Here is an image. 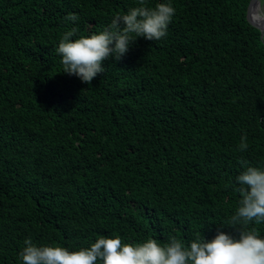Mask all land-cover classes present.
I'll list each match as a JSON object with an SVG mask.
<instances>
[{"label": "trees", "instance_id": "1", "mask_svg": "<svg viewBox=\"0 0 264 264\" xmlns=\"http://www.w3.org/2000/svg\"><path fill=\"white\" fill-rule=\"evenodd\" d=\"M171 3L165 38L85 84L63 71V34H99L138 0H0V264H23L26 239L238 238L241 161L264 171V34L252 0Z\"/></svg>", "mask_w": 264, "mask_h": 264}, {"label": "clouds", "instance_id": "2", "mask_svg": "<svg viewBox=\"0 0 264 264\" xmlns=\"http://www.w3.org/2000/svg\"><path fill=\"white\" fill-rule=\"evenodd\" d=\"M176 9L171 0L147 5V0H138V6L127 14H117L111 23L99 34L81 36L73 40L74 27L63 34L56 48L62 56L61 64L65 74L76 76L82 83L91 84L98 74L104 73L102 62L114 57L119 61L137 38L160 41L168 34ZM77 21V14L65 17ZM249 22L264 31V10L254 9ZM246 151V136L241 137L238 146ZM245 171L236 177L234 190L239 194L238 208L229 221V226L238 232V238L218 229L211 240L203 236L190 242L189 246L175 236L161 244L153 238L132 244L124 243L117 235L114 238L101 237L90 247L70 251L61 246H36L31 239L24 241L20 253L23 264H264V238L255 228L247 226L255 222L264 223V171L248 166L241 161ZM241 227L237 229V226Z\"/></svg>", "mask_w": 264, "mask_h": 264}, {"label": "water", "instance_id": "3", "mask_svg": "<svg viewBox=\"0 0 264 264\" xmlns=\"http://www.w3.org/2000/svg\"><path fill=\"white\" fill-rule=\"evenodd\" d=\"M261 4H262L261 0H255V6L261 5ZM253 9H254V7H253V0H252V3H251V12H252ZM260 31L264 34V31H262V30H260Z\"/></svg>", "mask_w": 264, "mask_h": 264}, {"label": "rangeland", "instance_id": "4", "mask_svg": "<svg viewBox=\"0 0 264 264\" xmlns=\"http://www.w3.org/2000/svg\"><path fill=\"white\" fill-rule=\"evenodd\" d=\"M262 4H261V10H264V0H261Z\"/></svg>", "mask_w": 264, "mask_h": 264}, {"label": "bare ground", "instance_id": "5", "mask_svg": "<svg viewBox=\"0 0 264 264\" xmlns=\"http://www.w3.org/2000/svg\"><path fill=\"white\" fill-rule=\"evenodd\" d=\"M254 9H262V8H261V5H257L254 7Z\"/></svg>", "mask_w": 264, "mask_h": 264}, {"label": "snow or ice", "instance_id": "6", "mask_svg": "<svg viewBox=\"0 0 264 264\" xmlns=\"http://www.w3.org/2000/svg\"><path fill=\"white\" fill-rule=\"evenodd\" d=\"M253 7H255V0H253Z\"/></svg>", "mask_w": 264, "mask_h": 264}]
</instances>
